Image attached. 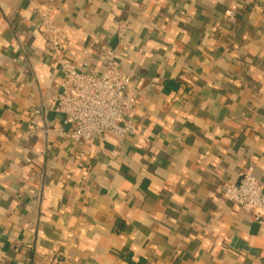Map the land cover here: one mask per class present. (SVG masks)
I'll return each mask as SVG.
<instances>
[{
	"label": "crops",
	"instance_id": "1",
	"mask_svg": "<svg viewBox=\"0 0 264 264\" xmlns=\"http://www.w3.org/2000/svg\"><path fill=\"white\" fill-rule=\"evenodd\" d=\"M45 8L63 60L97 74L108 46L131 76L123 140L79 156L49 108ZM246 166L264 187V0H0V264H264L220 193Z\"/></svg>",
	"mask_w": 264,
	"mask_h": 264
},
{
	"label": "built area",
	"instance_id": "2",
	"mask_svg": "<svg viewBox=\"0 0 264 264\" xmlns=\"http://www.w3.org/2000/svg\"><path fill=\"white\" fill-rule=\"evenodd\" d=\"M38 13L37 28L58 60L61 74L60 91L49 108L69 127L67 136L80 146L79 156L107 134L123 140L134 130L131 116L138 103L131 76L120 68L108 46L102 47L104 68L97 74L80 71L63 60V29L52 20L50 8L38 9ZM86 56L88 51L84 50ZM220 193L250 214L255 223L264 224V187L251 166L242 170L237 181L222 185Z\"/></svg>",
	"mask_w": 264,
	"mask_h": 264
}]
</instances>
